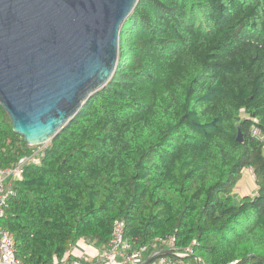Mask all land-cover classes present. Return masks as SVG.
<instances>
[{"label":"trees","instance_id":"16d2710c","mask_svg":"<svg viewBox=\"0 0 264 264\" xmlns=\"http://www.w3.org/2000/svg\"><path fill=\"white\" fill-rule=\"evenodd\" d=\"M36 147L0 106V168ZM14 188L0 226L23 264L105 248L117 219L142 264L173 258L167 235L187 264H264V0H138L111 79Z\"/></svg>","mask_w":264,"mask_h":264},{"label":"water","instance_id":"95a60500","mask_svg":"<svg viewBox=\"0 0 264 264\" xmlns=\"http://www.w3.org/2000/svg\"><path fill=\"white\" fill-rule=\"evenodd\" d=\"M137 2L0 0V106L28 145L49 142L109 82Z\"/></svg>","mask_w":264,"mask_h":264},{"label":"built area","instance_id":"2783aa9c","mask_svg":"<svg viewBox=\"0 0 264 264\" xmlns=\"http://www.w3.org/2000/svg\"><path fill=\"white\" fill-rule=\"evenodd\" d=\"M252 136H258L259 131L253 127L251 129ZM45 144L38 145L33 152L27 156H23L11 167L0 168V218L4 216L5 209L9 199L15 194V183L22 179L24 167L26 164H37L40 157L44 154ZM246 174L253 175L251 168L243 171L240 179ZM254 177V175H253ZM166 244L168 248L173 249V258H159L158 264H187L181 258L190 256L193 252L191 243L182 251L175 249L174 238L167 235ZM145 246H135L134 243L124 235L123 220H115L112 226L111 237L103 255L101 256L102 264H142ZM156 251L152 255H156ZM0 264H23L16 256V244L13 234L6 228L0 226ZM53 264H64L55 261ZM69 264H83L80 260H73Z\"/></svg>","mask_w":264,"mask_h":264},{"label":"crops","instance_id":"0c3cea01","mask_svg":"<svg viewBox=\"0 0 264 264\" xmlns=\"http://www.w3.org/2000/svg\"><path fill=\"white\" fill-rule=\"evenodd\" d=\"M241 180L242 179H240L239 182ZM239 182L236 185H238ZM235 187L233 188V190H235ZM104 250L105 248H98L92 244L85 242L83 239H80L77 240L75 244H73L71 248L66 252L61 262H63L64 264H69L71 261L77 259L80 260L83 264H102L101 256L103 255ZM149 255L150 254H148V256ZM151 264H158V261Z\"/></svg>","mask_w":264,"mask_h":264},{"label":"rangeland","instance_id":"374dc122","mask_svg":"<svg viewBox=\"0 0 264 264\" xmlns=\"http://www.w3.org/2000/svg\"><path fill=\"white\" fill-rule=\"evenodd\" d=\"M255 181L251 174H246V176L236 185L235 190H232L233 196L236 200L244 195H250L254 193ZM235 191V192H234Z\"/></svg>","mask_w":264,"mask_h":264}]
</instances>
